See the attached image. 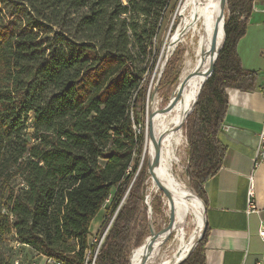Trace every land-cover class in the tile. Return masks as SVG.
<instances>
[{"label":"trees","instance_id":"1","mask_svg":"<svg viewBox=\"0 0 264 264\" xmlns=\"http://www.w3.org/2000/svg\"><path fill=\"white\" fill-rule=\"evenodd\" d=\"M178 1L0 0V262L12 238L62 264H92L116 212L93 264L130 263L127 245L149 177L147 153L139 167L142 133L133 127L144 126L140 81ZM255 1H227L224 44L222 31L213 72L185 114L187 172L201 200L224 161L226 89H253L235 45ZM206 238L207 229L181 264H204Z\"/></svg>","mask_w":264,"mask_h":264},{"label":"crops","instance_id":"2","mask_svg":"<svg viewBox=\"0 0 264 264\" xmlns=\"http://www.w3.org/2000/svg\"><path fill=\"white\" fill-rule=\"evenodd\" d=\"M256 0L248 16L244 35L235 51L241 67L253 72V89L227 88V108L219 139L226 147L218 172L203 185L207 238L204 264H264V242L258 230L264 223V164L257 162L258 131L264 111V12ZM258 211L247 212L249 176ZM104 209L92 219L89 241L98 230ZM13 246L21 264H48L46 256L28 245ZM14 256L12 258H14ZM8 264H11L8 262Z\"/></svg>","mask_w":264,"mask_h":264},{"label":"bare ground","instance_id":"3","mask_svg":"<svg viewBox=\"0 0 264 264\" xmlns=\"http://www.w3.org/2000/svg\"><path fill=\"white\" fill-rule=\"evenodd\" d=\"M220 9V0H182L177 11L175 35L187 34L188 37L187 41L184 40L182 44L185 50L176 91L170 98V100L175 97L176 99L173 105L165 111L156 106L153 109L152 117L147 119V135L151 127L155 140L158 138L161 140L160 159L155 174L170 192V198H167L174 210V218L170 228L166 226L161 233L155 234V242L151 253H149L147 264L157 263H155L157 249L166 242L165 239L172 231L176 232L179 242L173 246L171 258L166 261H158V264H175L188 253L203 227V207L200 200L181 179L183 168L181 151L184 144L181 127L184 116L192 107L199 88L206 79L205 74L216 57L218 38L223 31L225 20L223 18L218 23L216 41L212 50L213 34ZM174 42L176 41L172 39V43ZM185 78L187 81L181 92L178 93V86ZM146 153L148 159L153 155V143L149 136L146 141ZM187 210H193L196 216V225L190 230L185 229L186 226L181 219ZM144 244L145 242L132 251L129 264H139L145 255Z\"/></svg>","mask_w":264,"mask_h":264},{"label":"rangeland","instance_id":"4","mask_svg":"<svg viewBox=\"0 0 264 264\" xmlns=\"http://www.w3.org/2000/svg\"><path fill=\"white\" fill-rule=\"evenodd\" d=\"M125 4L128 0H122ZM182 0H179L171 12L166 16L165 20L163 21V25L161 31L159 32V39L162 40V46L158 54L155 56L154 64L150 69H146L142 75V79L140 81V85L146 87V96L144 101V112L142 113L139 109V116L144 120V126H140V132L142 133V154L140 156V162L143 155V149L146 146L147 141V127L146 121L149 120V113H153V109L157 106L159 109H162L170 100L173 93L176 91V85L178 82V76L182 67V60H183V53H184V46L183 41H187V34H180L175 35V28L177 25V11L180 6ZM171 9V8H170ZM169 9V11H170ZM230 15V11L225 7V19L228 18ZM225 21V20H224ZM175 35V37H174ZM185 35V36H184ZM186 37V38H185ZM181 38V39H180ZM172 39L176 42L172 43ZM182 40V41H181ZM182 45V46H181ZM150 51L147 54L149 59H154V45L148 48ZM135 112V111H134ZM130 112L132 116L135 113ZM133 117V116H132ZM185 119V116H184ZM183 119V120H184ZM31 122V119L29 120ZM184 121H183V123ZM184 125H182V135H183V148L181 151L182 157V172H181V179L187 185L188 188L192 191L193 194H196L194 189L190 183V177L187 172V164H188V155H187V137L184 130ZM137 127V125H135ZM138 155H135V162L136 158L138 159ZM144 158V157H143ZM148 160V157H147ZM140 167V164H139ZM162 183V182H161ZM145 197H144V206L140 208V213L137 215L134 223V230L132 236L128 242V260L131 256L132 251L144 243L145 239L150 235V227L153 229L154 234L161 233L168 223V214H169V200L167 196L157 187L152 177H148L145 181ZM197 195V194H196ZM160 197V206H156V199L154 197ZM199 197V196H198ZM200 198V197H199ZM155 207V208H154ZM182 216V220L185 224V229L190 230V228H194L196 225V216L193 210H187ZM184 218V219H183ZM188 227V228H187ZM144 233V238L142 241L137 244V236L138 234ZM95 236L93 239H90L89 242L94 241ZM165 243L160 245L157 249V260L155 261L158 264V261H166L169 260L172 256V248L176 245L179 240L176 238V232L172 231L168 237L165 239ZM13 246L17 245V242L12 238L6 241L3 247L2 255L3 260L0 264H15V261L18 260V264H21L20 259H17L14 255H16L13 250L15 248ZM89 252H87V255ZM14 256V258H12ZM163 258V259H162Z\"/></svg>","mask_w":264,"mask_h":264},{"label":"water","instance_id":"5","mask_svg":"<svg viewBox=\"0 0 264 264\" xmlns=\"http://www.w3.org/2000/svg\"><path fill=\"white\" fill-rule=\"evenodd\" d=\"M227 1L228 0H220V3H221V9H220V13H219V16L217 18V25L215 27V30H214V34H213V40H212V50L214 49V45H215V41H216V36H217V31H218V23L223 19L225 18V7L227 6ZM224 41H225V32H224V24H223V42H222V46L224 44ZM222 46L217 50L216 52V57L213 61V63L211 64V67L210 69L206 72L205 74V81L210 77V75L212 74L213 72V69H214V65H215V62H216V59L219 55V52L222 48ZM187 81V78H185L178 86V93L181 92V90L183 89L185 83ZM204 81V82H205ZM204 82L202 83V85L200 86L199 88V91H198V94H197V97L193 103V106L191 108V110L188 112V114L193 110V108L195 107V104H196V101H197V98L199 96V93L201 91V88L204 84ZM176 97L171 99L163 108L162 110H167L169 109L174 101H175ZM152 117V113L150 112L149 113V118ZM146 127H147V121H146ZM148 136H149V139L152 141L153 143V155L151 156L150 159L147 160V172L149 174L150 177L153 178L155 184L157 185V187L167 196L170 198V192L169 190L161 183V181L157 178L156 174H155V169H156V166L157 164L159 163V159H160V138L156 139L154 138L153 134H152V131H151V127L149 128L148 130ZM145 152H146V146L144 147L143 149V155H142V159H141V162H140V165L142 163V160H143V157L145 155ZM195 197L199 198L198 195L194 194ZM200 201L202 202V205H203V227L201 229V232H200V235L198 236L197 240L195 241L194 245L191 247V249L188 251V253L183 257L181 258L179 261H177L175 264H181L189 255L190 253L192 252V250L196 247V245L198 244V242L201 240V238L203 237V234L205 233V230H206V227H207V224H206V221H205V216H204V204H203V201L201 200V198H199ZM168 223H167V227L170 228L172 226V223H173V218H174V210L172 207H170L169 209V214H168ZM111 222V220L109 221V223ZM108 223V224H109ZM150 235L151 237L150 238H146L145 239V255L143 256L142 260L139 262V264H147V261H148V258H149V253H151L152 251V246H153V243L155 242V238H156V235L154 234L153 232V229L150 227Z\"/></svg>","mask_w":264,"mask_h":264},{"label":"built area","instance_id":"6","mask_svg":"<svg viewBox=\"0 0 264 264\" xmlns=\"http://www.w3.org/2000/svg\"><path fill=\"white\" fill-rule=\"evenodd\" d=\"M254 7V3L252 8ZM261 11L264 12V0H263V5L261 7ZM262 95L264 98V86H263V90H262ZM134 129H136L137 132H140V126L136 127L135 125H133ZM256 158H257V162H261L264 164V111H263V116H262V120H261V125L258 131V145L256 148ZM249 186H248V196H247V212H256L258 211V206L255 202V200L253 199V195H254V188H253V177L250 175L249 176ZM264 208V206H263ZM116 214V212H115ZM115 214L113 215V217L111 218V222L106 226L105 230L103 231V233L101 234L100 238L98 239L97 242V247L94 251V255L92 258V264L94 262V259L96 257V255L98 254L99 251V247L102 244L104 237L107 233V231L109 230L112 221L115 217ZM258 234L261 238V240L264 242V223L261 224L259 230H258ZM95 241V238H94ZM46 261L48 264H62L61 262H59L58 260L54 259V258H46ZM15 264H18V260L15 261Z\"/></svg>","mask_w":264,"mask_h":264}]
</instances>
